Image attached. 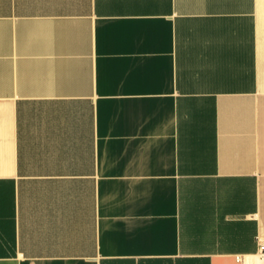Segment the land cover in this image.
<instances>
[{
    "label": "crops",
    "instance_id": "crops-1",
    "mask_svg": "<svg viewBox=\"0 0 264 264\" xmlns=\"http://www.w3.org/2000/svg\"><path fill=\"white\" fill-rule=\"evenodd\" d=\"M264 0H0V264H264Z\"/></svg>",
    "mask_w": 264,
    "mask_h": 264
},
{
    "label": "built area",
    "instance_id": "built-area-1",
    "mask_svg": "<svg viewBox=\"0 0 264 264\" xmlns=\"http://www.w3.org/2000/svg\"><path fill=\"white\" fill-rule=\"evenodd\" d=\"M260 254L264 257V238L260 240Z\"/></svg>",
    "mask_w": 264,
    "mask_h": 264
}]
</instances>
